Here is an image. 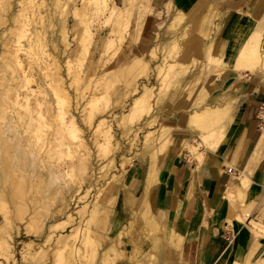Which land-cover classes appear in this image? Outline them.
Masks as SVG:
<instances>
[{"label": "rangeland", "instance_id": "374dc122", "mask_svg": "<svg viewBox=\"0 0 264 264\" xmlns=\"http://www.w3.org/2000/svg\"><path fill=\"white\" fill-rule=\"evenodd\" d=\"M86 1L83 8L82 0H0V241L12 246V254L0 249V264H192L182 243L150 226L151 214L114 231L111 213L135 156L167 140L160 115L174 101L166 100L195 93L199 85L186 78L220 59H190L178 38L150 36L148 0H115L118 18ZM144 85L152 107L132 118ZM61 110L76 130L63 129ZM101 127L118 145L114 157ZM251 232L261 235L255 225ZM161 237L173 258L153 249Z\"/></svg>", "mask_w": 264, "mask_h": 264}, {"label": "crops", "instance_id": "0c3cea01", "mask_svg": "<svg viewBox=\"0 0 264 264\" xmlns=\"http://www.w3.org/2000/svg\"><path fill=\"white\" fill-rule=\"evenodd\" d=\"M148 1L150 36L160 34L164 44L178 38L190 59L220 62L207 65L203 75L186 78L199 85L195 93L166 100L174 101L160 115L167 140L135 156L117 190L111 229L151 214L150 226L167 234L175 247L182 243L192 264H246L248 257L251 262L263 258L264 0ZM252 38L257 39L255 61L240 56ZM201 111L208 112L204 125L195 116ZM219 129L217 146L201 141ZM190 146H198L202 157ZM245 206H251L249 216L242 212ZM254 225L261 235L251 232ZM154 241L163 259L173 258L165 239Z\"/></svg>", "mask_w": 264, "mask_h": 264}, {"label": "bare ground", "instance_id": "6f19581e", "mask_svg": "<svg viewBox=\"0 0 264 264\" xmlns=\"http://www.w3.org/2000/svg\"><path fill=\"white\" fill-rule=\"evenodd\" d=\"M28 1V0H27ZM93 2H94V4H95V10L97 11V12H101V13H106V14H108L109 16H111V17H116V18H118V16H119V13L120 12H122V11H120V9H119V7H117L116 6V4H115V1L114 0H92ZM86 0H82V5H83V8H86ZM111 4H113V5H111ZM115 5V6H114ZM38 7V6H37ZM30 8V7H29ZM32 8V7H31ZM34 9V8H33ZM94 10V11H95ZM130 9H129V7H128V9L126 10V11H129ZM34 11V10H33ZM124 11V10H123ZM131 11V10H130ZM130 11H129V13H130ZM96 12V13H97ZM35 13H36V11H35ZM123 13V12H122ZM145 13V12H144ZM27 14V13H26ZM141 14V13H140ZM36 15V14H35ZM129 15V14H128ZM32 16H34L33 15V13H32ZM110 17V18H111ZM28 19H30V18H28ZM123 19V18H122ZM28 23V22H27ZM25 24V23H24ZM25 26H26V24H25ZM27 29V28H26ZM23 30H24V28H23ZM25 31V30H24ZM255 36V35H254ZM192 40V39H191ZM250 41V40H249ZM110 42V41H109ZM210 44V43H209ZM112 45V44H111ZM17 47V46H16ZM19 48V47H18ZM243 50V49H242ZM18 51V50H17ZM209 56L211 57V58H214V56L212 55V54H210L209 53ZM241 58H245V57H247L248 58V60L249 59H251V61L253 60V61H255V60H258L259 59V55H258V49H257V39H255V38H252L251 39V42L250 43H247L246 44V47L244 48V50L242 51V53H241ZM14 58H16V55L14 56ZM246 58V59H247ZM245 59V60H246ZM15 62H18V60L17 61H15ZM18 63H21V62H18ZM17 63V64H18ZM21 65V64H20ZM171 65V64H170ZM136 90V89H135ZM141 95L140 96H138V97H136L135 99H134V101L132 102V105H131V108H130V114H131V116L130 117H132L133 118V116H138L139 118H141L143 115H144V113H147V112H149V110L151 109V107H152V103H151V98H152V96H153V92H152V87L150 86H147V85H144V89H143V91L140 93ZM62 100H64V98L62 99ZM39 104V103H38ZM41 104V103H40ZM39 104V105H40ZM38 105V106H39ZM41 108V107H40ZM42 111V110H41ZM61 113L59 114V120L61 121V123L64 125L63 127V129L64 130H67L69 133L73 130V129H75L76 130V123H75V121H74V119L72 120V121H68L64 116H65V114H67V112H66V110H61L60 111ZM39 113V112H38ZM208 112H206V111H201V112H199V113H196L195 114V116L198 118V120H199V123H202L203 125H204V123H207L208 121H209V117H208V114H207ZM42 114V113H41ZM210 115V114H209ZM211 116V115H210ZM68 118V117H67ZM132 120V119H131ZM101 122V121H100ZM195 123H196V121H195ZM104 124H106V123H104ZM212 124V123H211ZM101 125V124H100ZM100 125H99V127H100ZM206 125H209V124H206ZM105 126V125H104ZM196 128H199V127H197V125H196ZM202 129V128H201ZM222 129V128H221ZM97 130H98V136H100L102 139H103V141H104V143L102 144V145H104L105 146V148L106 149H109L108 150V152L107 153H109L110 151H113V153H111L113 156H111V157H114V153H115V150L118 148L117 146V143L116 142H113V134L110 132V128L108 129V128H106V129H103L102 130V127L101 128H97ZM221 131L222 130H218V131H214V132H209V134H206V135H202V140L201 141H203V143H205V144H207V145H209L210 147H212V146H214L219 140H220V138L222 137V133H221ZM152 132H154V131H149V133H152ZM152 134H154V133H152ZM201 134V133H200ZM199 134V135H200ZM73 135V134H72ZM147 136V138H148V135H146ZM151 136V135H150ZM153 137H154V135H153ZM75 138V137H74ZM165 138V137H164ZM101 140V139H100ZM152 141V140H151ZM150 141V142H151ZM99 142V141H98ZM76 144V143H75ZM79 144V145H78ZM100 144H101V142H100ZM164 144V143H163ZM77 145L78 146H81V145H83L84 146V140H83V138H81V136H80V138L77 140ZM206 145V146H207ZM82 146V147H83ZM112 146V150H110V147ZM199 146H201V145H199ZM215 146H217V145H215ZM102 147V146H101ZM164 147H165V145H164ZM190 148V150L192 151V152H197L198 154H199V158H201L202 156V152L201 153H199V151H198V146H190L189 147ZM105 149V150H106ZM151 150V149H150ZM160 150V149H159ZM103 151V150H102ZM163 151H164V149H163ZM102 154V153H101ZM153 154H154V152H153ZM108 155V154H107ZM155 156V155H154ZM153 156V157H154ZM201 156V157H200ZM156 157V156H155ZM3 158V157H2ZM9 158V157H8ZM106 158V157H105ZM115 159V158H114ZM4 160V159H3ZM110 160H112V159H110ZM126 160H127V157H126ZM7 163H8V161H7ZM83 166H86L85 164H83ZM240 178V181H241V183L243 182V184H245L246 183V176H244V175H242V176H240L239 177ZM248 182V181H247ZM243 187V186H242ZM244 188V187H243ZM235 190V189H234ZM13 194L14 195H16L19 199H20V197H22L23 195V193H22V186H21V184H17L16 186H15V188L13 189ZM12 194V195H13ZM235 193H234V191H232L231 190V192H230V196H232V195H234ZM22 201V200H21ZM22 202H20V204H21ZM22 205H23V203H22ZM19 208V207H18ZM97 210H95V211H93L95 214L97 213L96 212ZM98 215H100V213H97ZM229 214V213H228ZM97 216V215H96ZM102 217H104V215H101ZM231 216V215H230ZM239 216V215H238ZM240 217V216H239ZM91 218V217H90ZM92 218H93V220H96L97 222H99V220H100V218L98 219H96V217L92 214ZM241 218L244 220V217L243 216H241ZM150 222V221H149ZM150 224H151V222H150ZM153 227V226H152ZM157 233V232H156ZM3 236V235H2ZM86 240V239H85ZM89 240H91V239H89ZM92 241V240H91ZM93 242V241H92ZM155 242V241H154ZM166 242V241H165ZM144 243V242H143ZM142 243V244H143ZM84 244V243H83ZM12 246H11V242H8V241H0V249H4V250H7L10 254H12V248H11ZM72 248V247H71ZM76 249V248H75ZM77 251V250H76ZM75 252V251H74ZM69 256V255H68ZM59 257V256H58ZM71 257V256H70ZM105 258V257H104ZM104 258L102 259V260H104ZM65 259H66V257H65ZM67 259H68V257H67ZM66 261V260H65ZM105 261V260H104ZM261 261H262V263L261 264H264V258L263 259H261ZM61 262V261H60ZM59 262V263H60ZM72 263H73V261H71ZM108 262V261H107ZM156 263V262H155ZM61 264V263H60ZM66 264V263H65ZM76 264V263H75Z\"/></svg>", "mask_w": 264, "mask_h": 264}, {"label": "built area", "instance_id": "2783aa9c", "mask_svg": "<svg viewBox=\"0 0 264 264\" xmlns=\"http://www.w3.org/2000/svg\"><path fill=\"white\" fill-rule=\"evenodd\" d=\"M228 172L232 173L233 172V168L232 167H229L228 168Z\"/></svg>", "mask_w": 264, "mask_h": 264}]
</instances>
